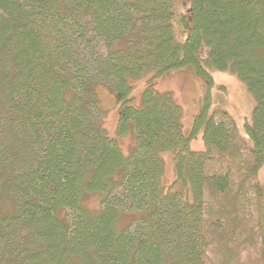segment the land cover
<instances>
[{"label": "trees", "instance_id": "16d2710c", "mask_svg": "<svg viewBox=\"0 0 264 264\" xmlns=\"http://www.w3.org/2000/svg\"><path fill=\"white\" fill-rule=\"evenodd\" d=\"M183 1L178 41L174 0H0V264H264V0ZM179 71L234 74L247 137L195 100L184 126Z\"/></svg>", "mask_w": 264, "mask_h": 264}, {"label": "rangeland", "instance_id": "374dc122", "mask_svg": "<svg viewBox=\"0 0 264 264\" xmlns=\"http://www.w3.org/2000/svg\"><path fill=\"white\" fill-rule=\"evenodd\" d=\"M182 1L183 0H174V34L178 41L184 40L186 31L184 23H187V21H185V16L188 6L184 5ZM185 2L187 4V1ZM178 24H180V27ZM182 29L184 30V33ZM211 77V81H208L207 83L205 80L194 75L191 76L189 73L179 71L158 76L155 79L154 84L158 91H169L173 98L178 100L177 103L182 108L183 125L186 127L189 126V129H191V125L193 124V119L196 115L195 113L198 112H191V110L195 108L194 104L191 105V103L195 100L197 101V106L204 109L206 112L211 111L213 108H222L226 110L233 117L240 136L246 138L245 125L246 123H249L251 119V112L254 103L253 98L245 88L244 84L239 81L234 74L229 72H215L212 73ZM144 85V78H141L135 84V88L133 87L132 89V96L135 104H141L140 98L142 97ZM98 93L100 107H102L104 113V119L107 117L106 122L104 121L105 130L109 136L116 137L118 109L115 97L106 87H99ZM196 135L197 136L192 139V147L194 148H197L201 144L199 141V133ZM125 138L126 137H124V139ZM129 141L130 139L127 138V142ZM164 175L169 176L166 166ZM164 183H169V180H164ZM89 202L90 204H94L93 198H91Z\"/></svg>", "mask_w": 264, "mask_h": 264}, {"label": "bare ground", "instance_id": "6f19581e", "mask_svg": "<svg viewBox=\"0 0 264 264\" xmlns=\"http://www.w3.org/2000/svg\"><path fill=\"white\" fill-rule=\"evenodd\" d=\"M129 101V100H128Z\"/></svg>", "mask_w": 264, "mask_h": 264}]
</instances>
